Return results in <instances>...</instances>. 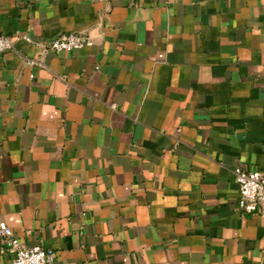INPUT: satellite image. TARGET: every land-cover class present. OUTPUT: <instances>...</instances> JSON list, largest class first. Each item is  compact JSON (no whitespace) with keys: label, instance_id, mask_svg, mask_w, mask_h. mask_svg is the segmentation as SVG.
<instances>
[{"label":"crops","instance_id":"obj_1","mask_svg":"<svg viewBox=\"0 0 264 264\" xmlns=\"http://www.w3.org/2000/svg\"><path fill=\"white\" fill-rule=\"evenodd\" d=\"M66 33L92 45L51 51ZM0 34L21 242L51 264H264V204L239 212L232 173L264 172V0H0Z\"/></svg>","mask_w":264,"mask_h":264},{"label":"built area","instance_id":"obj_2","mask_svg":"<svg viewBox=\"0 0 264 264\" xmlns=\"http://www.w3.org/2000/svg\"><path fill=\"white\" fill-rule=\"evenodd\" d=\"M16 36L27 39L26 34L18 31ZM12 44L10 37L0 34V55L12 49ZM90 45L91 38L80 33L58 35L49 41V49L55 53L71 52ZM232 173L239 192L236 209L243 214L257 212L264 204V172L236 166ZM0 241V252L7 251L13 254L11 264H51L55 257V252L51 248L42 245L28 246L21 242L4 221H0Z\"/></svg>","mask_w":264,"mask_h":264}]
</instances>
